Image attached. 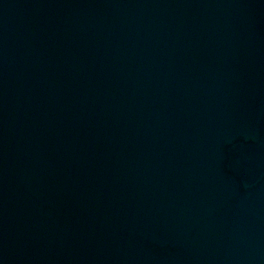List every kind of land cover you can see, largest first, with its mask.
Wrapping results in <instances>:
<instances>
[{
    "label": "water",
    "instance_id": "1",
    "mask_svg": "<svg viewBox=\"0 0 264 264\" xmlns=\"http://www.w3.org/2000/svg\"><path fill=\"white\" fill-rule=\"evenodd\" d=\"M0 264H264V0H0Z\"/></svg>",
    "mask_w": 264,
    "mask_h": 264
}]
</instances>
